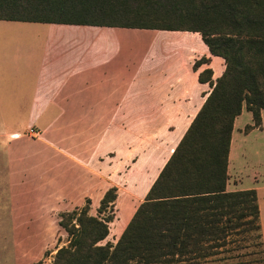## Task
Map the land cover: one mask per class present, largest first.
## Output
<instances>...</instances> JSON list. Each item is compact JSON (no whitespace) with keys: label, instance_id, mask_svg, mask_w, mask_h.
<instances>
[{"label":"trees","instance_id":"trees-1","mask_svg":"<svg viewBox=\"0 0 264 264\" xmlns=\"http://www.w3.org/2000/svg\"><path fill=\"white\" fill-rule=\"evenodd\" d=\"M0 19L198 32L225 64L216 80L212 68L199 73L211 90L117 243H103L113 214H91L88 199L62 215L69 243L53 264H236L226 260L245 248L247 264H264L257 189L227 188L236 118L246 108V130L262 125L264 0H0ZM117 197L110 187L98 212Z\"/></svg>","mask_w":264,"mask_h":264},{"label":"crops","instance_id":"crops-1","mask_svg":"<svg viewBox=\"0 0 264 264\" xmlns=\"http://www.w3.org/2000/svg\"><path fill=\"white\" fill-rule=\"evenodd\" d=\"M70 29L82 36L69 35ZM151 30L0 19V140H9L10 151L15 149L14 143H28L64 155L74 168L71 180L81 172L75 168L81 167L85 178L77 179L91 182L90 189L85 188L87 195L94 202L95 195L102 199L107 189L116 186L108 178L105 158L109 148L119 147L123 138L120 127L157 119L190 125L200 110L195 108L194 98L199 92L203 96L205 87L211 88L198 80L199 73L212 68L216 80L225 68L223 58L213 56L205 44L195 55L198 60L206 56L211 61L191 73L163 70L158 75L145 69V64L142 69L146 52L152 50L151 40L141 54L136 48L140 39L124 36ZM74 44H81L76 53L71 52ZM31 128L39 133L30 134ZM254 129L264 130V109L262 125ZM37 140L40 143L35 144ZM66 141L67 149L61 148ZM5 149L11 167L8 147ZM53 172L63 171L58 167ZM60 195L56 192L55 201L46 205L59 204Z\"/></svg>","mask_w":264,"mask_h":264},{"label":"rangeland","instance_id":"rangeland-1","mask_svg":"<svg viewBox=\"0 0 264 264\" xmlns=\"http://www.w3.org/2000/svg\"><path fill=\"white\" fill-rule=\"evenodd\" d=\"M72 30L76 29H70L69 35L78 38L82 36L81 32ZM60 34L64 35L63 32ZM124 37L140 39L141 44L136 48L140 49L141 54L144 53L145 43L151 40L152 50L150 53L146 52L147 60L141 62L142 69L145 64V69L157 72L158 75L163 70H172L178 74L191 73L198 60L195 54L206 47L202 37L189 31L151 30ZM80 48L81 44H74L71 52L76 53ZM216 72L220 74V64L216 65ZM210 89L205 87L203 96L201 95L203 98L200 92L197 93L194 98L197 100L195 108H201L204 96H207ZM186 123L167 124L163 119H157L149 123L120 127L123 138H119V147L109 148L111 151L105 158L109 163L105 170L108 171V178L118 188V197L105 213L98 212L101 199L95 195L94 202L85 191V188L90 189L91 182L81 180L85 178V174L81 173L84 169L79 166L75 168L81 172L71 180L74 168H71L70 161L64 155H59L49 147L35 148L28 143H14L15 149L10 151L9 140H0V264H53L58 248L69 243L68 234L60 225L62 215L79 211L88 199L91 200V214L102 218L113 214L109 223L110 234L103 243H117L187 131L189 124ZM252 123V115L247 110L236 120L228 189H257L264 234V130L254 129L248 132L246 126ZM37 142L40 143L37 140L35 144ZM60 146L67 149V141ZM7 147L11 167L6 161ZM58 167L63 171L60 174L53 172ZM111 174H114V179H111ZM79 177L81 179H77ZM80 180V184L74 185ZM58 191L61 194L60 199H57L60 203L46 205L47 202L55 201L54 194ZM247 250L250 249L233 251L235 257L226 261L247 264L250 256L242 255ZM220 263L223 261L216 262Z\"/></svg>","mask_w":264,"mask_h":264},{"label":"built area","instance_id":"built-area-1","mask_svg":"<svg viewBox=\"0 0 264 264\" xmlns=\"http://www.w3.org/2000/svg\"><path fill=\"white\" fill-rule=\"evenodd\" d=\"M29 133L32 134V135H36V134H38L39 132L36 131L35 129L31 128Z\"/></svg>","mask_w":264,"mask_h":264}]
</instances>
